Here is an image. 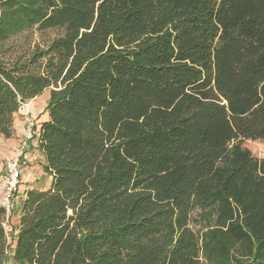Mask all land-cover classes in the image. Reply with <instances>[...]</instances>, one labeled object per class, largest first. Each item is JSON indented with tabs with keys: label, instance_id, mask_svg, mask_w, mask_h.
Segmentation results:
<instances>
[{
	"label": "trees",
	"instance_id": "obj_1",
	"mask_svg": "<svg viewBox=\"0 0 264 264\" xmlns=\"http://www.w3.org/2000/svg\"><path fill=\"white\" fill-rule=\"evenodd\" d=\"M45 91L0 264H264V0H0V137Z\"/></svg>",
	"mask_w": 264,
	"mask_h": 264
},
{
	"label": "rangeland",
	"instance_id": "obj_2",
	"mask_svg": "<svg viewBox=\"0 0 264 264\" xmlns=\"http://www.w3.org/2000/svg\"><path fill=\"white\" fill-rule=\"evenodd\" d=\"M56 35L57 32H50L41 39L36 36L33 41L35 44H39L42 40H50ZM48 95L49 91H45L35 99L23 104L14 115L11 138L4 139L0 137V205L7 211L4 225L9 235L10 228L15 226L17 222L15 217L8 219L9 209L17 205L26 190L33 188L46 190L51 182V179L42 172L43 159L37 150V141L35 139L39 124L46 120V115L43 114V111L46 107ZM243 147L248 149L253 157L257 159L264 158V142L244 141ZM8 160H18L21 177L16 191L7 204L2 198V188L5 177L4 165ZM193 230L197 234H202L208 229L204 223L199 222L193 226ZM10 241V238H8V244ZM10 248L9 253L11 254L13 244H10ZM199 261L200 264H212L207 262L202 255H200ZM7 264H12L10 256Z\"/></svg>",
	"mask_w": 264,
	"mask_h": 264
},
{
	"label": "built area",
	"instance_id": "obj_3",
	"mask_svg": "<svg viewBox=\"0 0 264 264\" xmlns=\"http://www.w3.org/2000/svg\"><path fill=\"white\" fill-rule=\"evenodd\" d=\"M4 172L2 198L8 204V200L16 191L21 177L18 160H8L4 165Z\"/></svg>",
	"mask_w": 264,
	"mask_h": 264
},
{
	"label": "crops",
	"instance_id": "obj_4",
	"mask_svg": "<svg viewBox=\"0 0 264 264\" xmlns=\"http://www.w3.org/2000/svg\"><path fill=\"white\" fill-rule=\"evenodd\" d=\"M22 198H23V195L21 196V199H22ZM21 199H20V200H21Z\"/></svg>",
	"mask_w": 264,
	"mask_h": 264
},
{
	"label": "bare ground",
	"instance_id": "obj_5",
	"mask_svg": "<svg viewBox=\"0 0 264 264\" xmlns=\"http://www.w3.org/2000/svg\"><path fill=\"white\" fill-rule=\"evenodd\" d=\"M4 203V202H3Z\"/></svg>",
	"mask_w": 264,
	"mask_h": 264
}]
</instances>
